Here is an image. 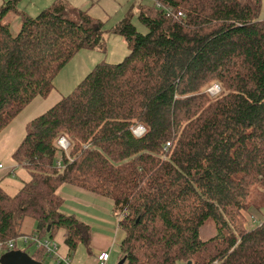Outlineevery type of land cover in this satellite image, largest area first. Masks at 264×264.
Masks as SVG:
<instances>
[{
    "label": "trees",
    "instance_id": "16d2710c",
    "mask_svg": "<svg viewBox=\"0 0 264 264\" xmlns=\"http://www.w3.org/2000/svg\"><path fill=\"white\" fill-rule=\"evenodd\" d=\"M19 1L0 5V132L50 94L77 51L105 45L87 10L54 0L28 16ZM261 2L151 0L137 5L145 33L125 12L111 28L129 49L123 60L96 63L26 123L13 160L27 178L13 194L0 183V240L27 234L30 218L29 234L52 240L64 230L69 254L88 247L90 226L61 211L58 190L71 184L112 201L123 264H264V219L249 229L243 219L250 205L264 208ZM9 12L21 15L15 33L3 22ZM213 83L221 90L211 94ZM61 135L67 152L55 145ZM208 220L214 233L204 239Z\"/></svg>",
    "mask_w": 264,
    "mask_h": 264
},
{
    "label": "rangeland",
    "instance_id": "374dc122",
    "mask_svg": "<svg viewBox=\"0 0 264 264\" xmlns=\"http://www.w3.org/2000/svg\"><path fill=\"white\" fill-rule=\"evenodd\" d=\"M54 0H20L18 2V9L24 12L25 15L35 16L44 8L50 6ZM70 7L74 9H84L87 10L88 14L95 18L96 20L102 23L103 30V39H104V49H80L77 51L56 73L53 79L54 88L47 97H35L29 104H27L20 112L13 117L9 124L0 132V163L4 165L3 169H0V176L7 174L10 167L14 165L13 152L16 149L17 145L20 143L22 138L25 135V126L26 123L35 118L36 116L44 113L51 106L60 100L63 96L67 95L74 86L91 70V68L98 62H120L123 58L129 53V49L125 40L117 35L111 33V28L114 24L120 20L125 12L131 10L132 17L131 21L136 27V29L145 33L147 31L138 20V8L137 5L142 4H151V0H65ZM3 3V0H0V5ZM260 16L264 17V0L261 2V12ZM3 22L10 24V28L13 33L17 32L21 23V15L9 12ZM217 84V83H213ZM211 84V85H213ZM210 85V86H211ZM218 85V84H217ZM210 86L206 88L209 90ZM220 91V86L218 85ZM67 152V151H66ZM15 172L17 177L12 175H7L5 177V183L2 185L5 186V189L8 193L13 194L17 190V186H20L19 178L22 180L27 178L25 170H22L19 175V169L16 168ZM16 181V182H15ZM19 184H18V183ZM13 184L12 185H10ZM7 184V185H6ZM63 188L60 187L58 193L61 194ZM64 203H69V198L64 196ZM112 209V208H111ZM63 210V208L61 209ZM244 215V225L247 229L257 226L260 221L264 219V208L258 210L256 206L250 205L249 208L243 211ZM110 218L113 221L111 227V234L114 230V227L117 226L118 213L112 210L110 212ZM36 227V222L30 218H26L23 221L21 230L29 235V233ZM103 232H107L106 229L100 227ZM92 232V229H91ZM214 233V228L212 222L208 220L200 229V236L202 238H209ZM107 234V233H105ZM109 235V234H107ZM23 235H19L16 238V249L27 253L32 256L35 255L43 248H38L33 242L25 243L23 240L19 239ZM15 239V238H12ZM50 240V239H49ZM52 241H54L52 239ZM55 242V241H54ZM56 243V242H55ZM90 243L96 246L98 249H104L109 254V260L106 264H117L121 259L119 240L111 243L110 239H102L98 236H92ZM57 245V243H56ZM82 247V248H81ZM81 249V250H80ZM45 251V250H44ZM58 251V246L57 250ZM81 251L86 256L88 251L83 247L76 249L73 254L62 257H68L70 264H78L79 260L81 261ZM5 252L0 248V256ZM58 253V252H57ZM47 256H44V261L46 264H66L64 262L57 263L56 256L50 255L47 253ZM61 256V255H60Z\"/></svg>",
    "mask_w": 264,
    "mask_h": 264
},
{
    "label": "crops",
    "instance_id": "0c3cea01",
    "mask_svg": "<svg viewBox=\"0 0 264 264\" xmlns=\"http://www.w3.org/2000/svg\"><path fill=\"white\" fill-rule=\"evenodd\" d=\"M3 168H4V165L2 164V167L0 169H3ZM16 168L17 167L14 163V165L10 167L9 171H7V174L12 173L13 177H17V173L15 172ZM20 172H22L21 169H19V175H20ZM7 174L0 176V183H3V182L5 183L4 177ZM17 181L18 182L20 181V186H21L22 178H19V180ZM10 185L13 186V184L11 183ZM20 186H17V189ZM61 187L63 188L62 189L63 191L60 194V196L63 198V195H64L69 198V203H64V198H63V203L61 206V209L63 208V210H61L62 212L66 214H74L78 219L87 223L92 229V232H91L92 236H98L102 239L111 238V243H113L116 240H119V243H120L124 234L118 228V226H116V228L114 227V230L111 234V227L114 224H113L112 219L110 218V212L113 210V207H112V201L109 198L103 195H100V194H96L87 189L81 188L79 186L71 185V184H65ZM100 227L106 229L107 232H103L100 229ZM64 234H65L64 230H59L53 240L57 243L58 254L61 256L68 255L70 257L71 254H69L67 246L64 244ZM80 246H83L88 251V255L86 256L81 251L80 255L82 257L81 258L82 260L81 261L79 260L78 264H96L97 263L96 256L100 252L105 251L104 249L102 250L98 249L92 243H89L88 247H85L84 245H79L77 249L80 248ZM108 260H109V257H108ZM108 260L104 264H106Z\"/></svg>",
    "mask_w": 264,
    "mask_h": 264
},
{
    "label": "built area",
    "instance_id": "2783aa9c",
    "mask_svg": "<svg viewBox=\"0 0 264 264\" xmlns=\"http://www.w3.org/2000/svg\"><path fill=\"white\" fill-rule=\"evenodd\" d=\"M219 89L217 84H213L211 85V87L209 88V93H215L217 92ZM132 132L134 135L136 136H140L143 132H144V127L140 124L134 126L132 128ZM55 145L63 150L66 151L68 146H69V142L68 140L64 137V136H59L56 141H55ZM57 165H59V162H57ZM2 167V164L0 163V168ZM19 239L23 240L25 243L27 242H33L36 247L38 248H43L47 253H49L50 255H55L56 257V261L57 263H66V264H70V260L68 257H62L60 256L56 250H57V245L54 241L49 240L48 238H43L41 236H39L38 234H29V235H23L21 237H19ZM16 244V239H7V240H0V248H2L3 250H7V249H11L15 246ZM109 254L106 251H102L100 252L97 256H96V264H104L107 260H108ZM62 261V262H61Z\"/></svg>",
    "mask_w": 264,
    "mask_h": 264
},
{
    "label": "water",
    "instance_id": "95a60500",
    "mask_svg": "<svg viewBox=\"0 0 264 264\" xmlns=\"http://www.w3.org/2000/svg\"><path fill=\"white\" fill-rule=\"evenodd\" d=\"M125 257H122L117 264H123ZM0 264H44L24 252L8 251L0 256Z\"/></svg>",
    "mask_w": 264,
    "mask_h": 264
}]
</instances>
